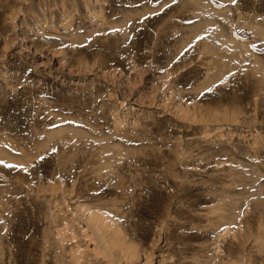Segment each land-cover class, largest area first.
I'll return each instance as SVG.
<instances>
[{
    "label": "rangeland",
    "instance_id": "1",
    "mask_svg": "<svg viewBox=\"0 0 264 264\" xmlns=\"http://www.w3.org/2000/svg\"><path fill=\"white\" fill-rule=\"evenodd\" d=\"M217 3L253 51L181 0H0V264H264V0Z\"/></svg>",
    "mask_w": 264,
    "mask_h": 264
},
{
    "label": "bare ground",
    "instance_id": "2",
    "mask_svg": "<svg viewBox=\"0 0 264 264\" xmlns=\"http://www.w3.org/2000/svg\"><path fill=\"white\" fill-rule=\"evenodd\" d=\"M144 0H141V2H143ZM181 2H182V5H183V7L185 8V6H184V3H185V5H188V6H193V10L194 11H192V8L191 9H189V11H191V12H193V16H195L196 18L194 19H191V20H196L197 18L200 20V21H202L204 24H205V22L207 23V25L205 24H203V26L202 25H200L201 27H197L196 29H194V32L192 33V36H190V37H192V40L194 41V40H197V39H202V38H207V39H204V40H208L209 38H212L213 36L215 37L214 39H218L217 41V43H218V45H220L219 47H220V49L222 48L223 50H231L232 51V54L233 55H239L241 52L242 53H244L243 51H250V50H254V49H252V47H247V46H240V44H238L239 43V41L240 40H242V39H240V37L238 36L240 33H238L237 31H236V27L235 26H230L229 28V30H230V32H229V30L227 31V32H223V30L218 26V29H217V24H219V23H216L217 21H216V19H214V14H216L217 13V11H218V9L220 10L221 8L219 7V6H217L218 5V3L216 4V0H181ZM233 3V2H232ZM222 4V3H221ZM234 4V3H233ZM173 5V4H172ZM220 5V4H219ZM225 6V5H224ZM230 6V5H229ZM179 8V7H178ZM181 8V7H180ZM186 8H187V6H186ZM184 9L185 11L189 8H187V9ZM223 8V7H222ZM176 9V8H175ZM173 10V9H172ZM181 11L183 10V9H180ZM238 10V9H237ZM177 12L179 11V10H176ZM188 11V10H187ZM186 11V12H187ZM176 12V14H178V13H182V12H178L177 13ZM172 13V12H171ZM174 13V15H176L175 14V12H173ZM183 13H184V11H183ZM195 13V14H194ZM207 13V15H205ZM246 15V14H245ZM173 16V15H172ZM183 16V15H182ZM186 17V16H185ZM202 17H203V19H202ZM174 18V17H173ZM173 18H172V21L174 22L175 20H173ZM216 18V17H215ZM170 19V18H169ZM174 19H176L177 20V18H174ZM189 20V19H188ZM218 20V19H217ZM171 21V20H170ZM171 21V22H172ZM182 21V20H181ZM185 21H187V20H185ZM172 22V23H173ZM176 22V21H175ZM179 22V21H178ZM190 22V21H189ZM201 22V23H202ZM164 23V22H163ZM166 23V22H165ZM168 23H170L169 21H168ZM182 23V22H181ZM162 24V23H161ZM216 24V25H215ZM221 24L222 23H220V26H221ZM198 25V26H199ZM180 26V25H179ZM181 28H182V26H180ZM194 27V26H193ZM235 27V28H234ZM173 28H174V26H173ZM177 28H178V26H177ZM176 28V29H177ZM183 28H185V27H183ZM220 28V29H219ZM224 28V27H223ZM261 28V27H260ZM159 29V28H158ZM164 29V28H163ZM177 30H179V28L177 29ZM183 30V29H182ZM218 30H221V32L220 31H218ZM163 31V30H162ZM164 32V31H163ZM182 32V31H181ZM209 32H211L210 34H209ZM220 34H219V33ZM167 33H169V32H167ZM166 33V34H167ZM179 33V32H178ZM186 33V32H185ZM188 33V32H187ZM224 33V34H223ZM171 34V33H170ZM173 34H175V32H173ZM204 35H205V37H204ZM171 36H172V34H171ZM177 36V35H176ZM178 37H180L179 35H178ZM189 37V38H190ZM163 38V37H162ZM178 39V38H177ZM213 39V38H212ZM238 42H237V41ZM155 41V40H154ZM209 41H211L210 39H209ZM244 41V40H243ZM161 42V41H160ZM205 42V41H204ZM208 42V41H207ZM188 43V42H187ZM197 43V42H196ZM250 43V42H249ZM190 44V43H189ZM202 44V43H201ZM204 45V44H203ZM202 45V48L204 47V48H206L205 46H203ZM193 46V45H192ZM200 46V45H199ZM254 46V45H253ZM257 47V46H256ZM150 48V47H149ZM152 48V47H151ZM203 48V49H204ZM241 49H243V51H241ZM248 49V50H247ZM207 50H209V48L207 49ZM206 51V50H205ZM216 51V50H215ZM241 51V52H240ZM176 52V51H175ZM225 52V51H224ZM240 52V53H239ZM251 52V51H250ZM255 52V51H254ZM169 53V52H168ZM242 53L240 54V55H242ZM246 54H247V52H246ZM170 63V62H169ZM249 71V70H248ZM254 71V69H252V72ZM256 71V70H255ZM254 73V72H253ZM44 133V132H43ZM188 153V152H187ZM39 158V157H38ZM3 159V158H2ZM109 159V158H108ZM15 160V159H14ZM98 160V159H97ZM5 161H8L7 159H5ZM96 161V160H95ZM203 162V161H202ZM206 162V161H205ZM14 164V163H13ZM181 166H184V167H186V165H187V163H185V162H180L179 163ZM40 165V164H39ZM66 165V164H65ZM43 168V167H42ZM186 168H188V165H187V167ZM186 168L184 169V171L186 170ZM204 169V168H203ZM191 172H193V171H191ZM188 174L190 173V171H188L187 172ZM182 174V173H181ZM193 174V173H192ZM115 175V174H114ZM183 175V174H182ZM181 175V176H182ZM194 175H195V173H194ZM184 176V175H183ZM186 176H187V174H186ZM109 182V181H108ZM208 184V183H207ZM173 186V185H172ZM184 186V185H183ZM203 186H204V184H203ZM173 188V187H172ZM184 189H185V187H184ZM182 198L183 197H179V199L177 200L178 202L180 201H182L183 202V200L186 202V198L184 199L183 198V200H182ZM196 198V197H195ZM235 198V197H234ZM234 198H231L232 199V201H231V199L229 200V198H228V202H226V203H224V204H221L218 208H217V211H218V213L219 214H223V213H226L227 212V214H229V215H227L228 216V218H230V219H233V218H236L234 215H235V212L237 211H239V210H237L238 208L236 207V204H237V201L234 199ZM263 199H264V197H262ZM176 199H177V197H176ZM193 199V198H192ZM216 199H218V197H202V200L203 201H214V200H216ZM227 199V198H226ZM195 200V199H194ZM188 201L189 203L188 204H190L192 207H196V206H198V205H200V204H198V202H196V201ZM197 200V199H196ZM221 200V198L218 200V201H220ZM261 200V199H260ZM247 201V200H246ZM217 202V201H216ZM263 202H264V200H263ZM262 202V203H263ZM184 203V202H183ZM187 203V202H186ZM204 203V202H203ZM202 203V204H203ZM261 203V202H260ZM246 204V203H245ZM225 207H227V208H225ZM188 208H189V206H188ZM191 208V207H190ZM249 211V210H248ZM230 212V213H229ZM236 212V213H237ZM237 215V214H236ZM219 217H223L224 218V216H226V214H224V216H222V215H218ZM227 216L225 217V218H227ZM233 217V218H232ZM218 218V217H217ZM221 219V218H220ZM230 219H228L227 221H226V219H225V221L226 222H229L230 221ZM223 220V219H222ZM234 220V219H233ZM233 220L231 221V222H233ZM238 220V219H237ZM230 222V225H232V223ZM234 223V222H233ZM243 223V222H242ZM235 224H236V221H235ZM227 225H229V223L227 224ZM222 228V227H221ZM218 229V228H217ZM248 231V230H247ZM222 232V231H221ZM227 232H229L228 231V228H224V231H223V233L221 234V235H217V237L218 236H226L225 234L227 233ZM223 238V237H222Z\"/></svg>",
    "mask_w": 264,
    "mask_h": 264
},
{
    "label": "snow or ice",
    "instance_id": "3",
    "mask_svg": "<svg viewBox=\"0 0 264 264\" xmlns=\"http://www.w3.org/2000/svg\"><path fill=\"white\" fill-rule=\"evenodd\" d=\"M0 163H3V161H0ZM8 167H15L14 165H7Z\"/></svg>",
    "mask_w": 264,
    "mask_h": 264
}]
</instances>
